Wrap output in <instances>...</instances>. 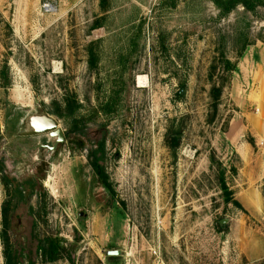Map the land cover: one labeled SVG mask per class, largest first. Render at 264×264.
<instances>
[{
	"label": "rangeland",
	"instance_id": "1",
	"mask_svg": "<svg viewBox=\"0 0 264 264\" xmlns=\"http://www.w3.org/2000/svg\"><path fill=\"white\" fill-rule=\"evenodd\" d=\"M164 1L0 0V264H264V10ZM44 114L55 154L26 135Z\"/></svg>",
	"mask_w": 264,
	"mask_h": 264
},
{
	"label": "trees",
	"instance_id": "2",
	"mask_svg": "<svg viewBox=\"0 0 264 264\" xmlns=\"http://www.w3.org/2000/svg\"><path fill=\"white\" fill-rule=\"evenodd\" d=\"M215 8L219 11L220 18L229 17L231 14L235 13L237 10L242 8L246 14H251L252 16H258L260 10H264V0H209ZM164 6H168L169 8L175 9L178 4V0H165ZM243 22H247L244 24ZM250 22L247 21V18L239 21V25L236 28L234 34L229 38V41L234 48V52L238 55V58L242 56V54L246 51V49L252 45V40L248 34ZM224 39V38H223ZM264 42L263 40H260ZM226 64L229 70L235 71L237 70V65L232 63L231 61L227 60ZM214 70V69H213ZM212 70V71H213ZM214 72H216L214 70ZM213 78V75H211ZM215 92L220 93L221 88L215 87ZM118 104L115 100L110 99V101L103 104L101 107L102 112L105 114L112 113L115 110V107ZM69 108V107H68ZM77 108H72L70 105L69 113L62 114V117L72 118L76 113ZM78 128V127H77ZM104 144L102 145L100 150L94 151L90 157L91 166L93 171L97 176H99L100 180L105 183L106 175L104 171L103 162L105 161V152L103 148ZM5 216L4 226L6 230L10 226V220H8V215ZM64 243L63 239L54 238V239H47L40 244L39 252L42 253L45 260L49 263H56L62 259V254L64 247L62 244ZM7 248L10 246L7 242ZM8 250V249H7ZM6 257V264H16L14 262V255L12 254V250L8 254L5 255Z\"/></svg>",
	"mask_w": 264,
	"mask_h": 264
},
{
	"label": "water",
	"instance_id": "3",
	"mask_svg": "<svg viewBox=\"0 0 264 264\" xmlns=\"http://www.w3.org/2000/svg\"><path fill=\"white\" fill-rule=\"evenodd\" d=\"M45 134H50L51 138L58 139L56 146L53 148L54 150L57 148L58 144H62L65 142L64 131L56 120L52 119L46 114L42 116H33L31 118V130L26 133V135L35 136ZM226 222L227 221H222L221 225H224ZM121 255L122 252L120 251H111L108 253L109 257H118Z\"/></svg>",
	"mask_w": 264,
	"mask_h": 264
},
{
	"label": "flooded vegetation",
	"instance_id": "4",
	"mask_svg": "<svg viewBox=\"0 0 264 264\" xmlns=\"http://www.w3.org/2000/svg\"><path fill=\"white\" fill-rule=\"evenodd\" d=\"M65 134V142L64 143H62V144H58V146H57V148L54 150L53 148L56 146V143H57V140L58 139H56V138H51L50 137V134H45V135H35V136H42V137H44V140H43V142L44 143H39V144H37L36 145V147H34V149L36 150V151H41V150H43V151H45L48 155H50V154H55V153H57V152H59V150L61 149V147L66 143V142H68V140H69V134H66V133H64Z\"/></svg>",
	"mask_w": 264,
	"mask_h": 264
},
{
	"label": "built area",
	"instance_id": "5",
	"mask_svg": "<svg viewBox=\"0 0 264 264\" xmlns=\"http://www.w3.org/2000/svg\"><path fill=\"white\" fill-rule=\"evenodd\" d=\"M43 10L46 13H52L53 11H55V7L52 3H46L43 7Z\"/></svg>",
	"mask_w": 264,
	"mask_h": 264
},
{
	"label": "crops",
	"instance_id": "6",
	"mask_svg": "<svg viewBox=\"0 0 264 264\" xmlns=\"http://www.w3.org/2000/svg\"><path fill=\"white\" fill-rule=\"evenodd\" d=\"M141 77V76H140ZM139 79V78H138ZM138 79H137V81H138Z\"/></svg>",
	"mask_w": 264,
	"mask_h": 264
}]
</instances>
